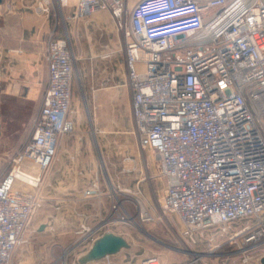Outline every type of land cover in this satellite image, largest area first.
Wrapping results in <instances>:
<instances>
[{
  "label": "built area",
  "instance_id": "built-area-1",
  "mask_svg": "<svg viewBox=\"0 0 264 264\" xmlns=\"http://www.w3.org/2000/svg\"><path fill=\"white\" fill-rule=\"evenodd\" d=\"M18 1L26 0L1 6L12 11ZM36 1L49 16L53 0ZM99 12L124 35L134 130L140 148L158 157L163 211L178 218L192 246L209 237L212 252L229 246L243 264L261 251L256 259H264V0H139L132 9L127 0H78L71 19ZM44 59L48 83L31 140L0 183V264H12L26 243L43 208L44 176L75 129L68 35H51ZM16 172L29 181L18 187ZM85 195L102 192L95 183ZM110 225L82 224L66 252L87 253Z\"/></svg>",
  "mask_w": 264,
  "mask_h": 264
},
{
  "label": "rangeland",
  "instance_id": "rangeland-1",
  "mask_svg": "<svg viewBox=\"0 0 264 264\" xmlns=\"http://www.w3.org/2000/svg\"><path fill=\"white\" fill-rule=\"evenodd\" d=\"M37 4L36 0L18 1L12 11H8L4 4L0 7V183L12 171L13 160L31 140L33 120L40 111L47 89L48 70L44 54L48 41L51 35L56 38L68 35L76 57L72 98L75 129L68 136L75 135L81 128L90 131L88 134L94 137L100 166V181L97 184L102 195L99 200L103 204L102 213L96 219L98 222H114V225L109 226L111 233H119L131 244V249L122 251L113 259L114 262L135 264L158 257L161 264H243L241 256L236 261L222 260L219 258L220 254L209 253L212 249L209 242L205 244L203 241L192 246L182 238V226L178 218L162 209L165 180L160 173L158 157L152 150L140 148L128 107L124 108L117 125L106 128L105 134L96 133L93 124L99 117V112L91 107L88 88L85 87L90 72L99 73L97 76L100 78L106 67H112L116 72L120 66L126 73L129 88L128 70L124 67L125 39L122 31L118 30L117 23L111 24L109 30L101 35H94L98 42L101 39L103 43L109 40L112 51H115L113 63L107 61L90 65L81 60L78 52L81 49L87 50L91 41L82 42L73 37L74 21L67 18L66 3L58 6L56 0H53L49 16L38 13ZM137 68L142 70L141 67ZM93 87H102L100 79L95 81ZM103 113L106 116L112 112ZM59 174L60 162L56 158L52 168L44 176L41 192L44 198L43 208L32 220L26 234V243L22 246L35 235L37 225L59 209L54 205L55 197L62 195L67 198L71 193H76L70 189L74 186L71 184H77L78 190L93 187V181L91 185L87 184L84 182L86 179H80L83 178L80 175L74 180L73 177ZM17 186L20 187L21 184ZM142 214H147L152 220L143 221ZM223 249L224 257L233 250L229 246ZM66 250L63 254L56 255L59 259L55 258L54 264H73L81 253L79 250ZM192 250H200V253L195 254ZM261 254L262 251L256 253V258ZM231 257L234 255H230L228 259Z\"/></svg>",
  "mask_w": 264,
  "mask_h": 264
},
{
  "label": "crops",
  "instance_id": "crops-1",
  "mask_svg": "<svg viewBox=\"0 0 264 264\" xmlns=\"http://www.w3.org/2000/svg\"><path fill=\"white\" fill-rule=\"evenodd\" d=\"M77 1L66 0L67 18L74 21L72 23V35L82 42L91 41L88 49H81L78 52V56L90 65H93L92 63L97 65L107 61L110 63L112 61L113 63V53L115 51H112V45L109 40L103 43L101 39V42H98L94 35L97 33L101 35L107 29L109 30L111 24H116V21L107 12H99L77 21L72 20L71 17L75 12ZM138 1L127 0L128 8L132 9ZM124 64V67H126V61ZM110 69L106 67L103 70L104 75H101L100 78L97 76L99 73L94 74L92 71L87 81H85L91 107L99 112L97 114L99 117L94 120L93 124L98 134H105L107 133L106 128L117 125V121L120 120L125 107L131 110L132 116L131 94L127 87L126 73L120 66L117 67L116 72L112 67ZM98 79H100L102 87L94 88L93 85ZM103 112L112 113L105 116ZM88 132L90 131L87 129L79 128L75 135L64 137L60 143L57 161L60 162L59 175L73 177L74 180L80 175L83 177L80 178L82 181L86 179L84 182L91 185L92 181L93 184L100 181V166L98 164L97 143ZM72 185L74 186L70 189L75 190L76 193H71L67 198H63L62 195L54 198V205L58 206L59 209H56L57 211L52 216L46 217L45 220L37 225L35 235L16 252L12 264H54L59 259V256L56 258V255L63 254L77 239V233L82 224L89 226L97 224L98 219L96 218L102 213L103 204L102 200H99L101 197L97 195L87 197L85 192L90 190V188L83 187L82 190H78L77 184ZM114 233L120 235L119 233ZM209 235L211 236V234ZM208 238L204 239L205 244H207ZM192 251L195 254L200 253V250ZM209 253H219V258H222V260L236 261V259L240 258L235 255L228 259L229 256L224 257L225 255L221 254L224 253L223 251L212 252L211 250ZM82 255L83 253H80L73 261V264H78V259ZM115 257L117 255L110 257L109 260H103L102 264H107V262L116 264L113 260ZM262 260L261 257L259 260L254 258L250 264H262Z\"/></svg>",
  "mask_w": 264,
  "mask_h": 264
},
{
  "label": "water",
  "instance_id": "water-1",
  "mask_svg": "<svg viewBox=\"0 0 264 264\" xmlns=\"http://www.w3.org/2000/svg\"><path fill=\"white\" fill-rule=\"evenodd\" d=\"M3 0H0V6ZM1 118V113H0ZM1 135V121H0ZM43 229V228H42ZM131 249V244L122 236L115 233H106L98 238L89 251L78 259V264H102V261L118 255L124 250ZM264 264V259L262 260Z\"/></svg>",
  "mask_w": 264,
  "mask_h": 264
},
{
  "label": "bare ground",
  "instance_id": "bare-ground-1",
  "mask_svg": "<svg viewBox=\"0 0 264 264\" xmlns=\"http://www.w3.org/2000/svg\"><path fill=\"white\" fill-rule=\"evenodd\" d=\"M26 173H19V172H16V176L18 178V181H17V184L20 182V181H29L28 177L25 175Z\"/></svg>",
  "mask_w": 264,
  "mask_h": 264
}]
</instances>
